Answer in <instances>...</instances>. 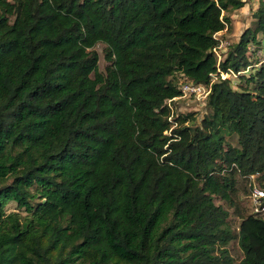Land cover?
<instances>
[{
	"label": "trees",
	"instance_id": "1",
	"mask_svg": "<svg viewBox=\"0 0 264 264\" xmlns=\"http://www.w3.org/2000/svg\"><path fill=\"white\" fill-rule=\"evenodd\" d=\"M246 3L0 0V264H264V218L216 202L264 178V0L215 52ZM230 71L169 120L180 78Z\"/></svg>",
	"mask_w": 264,
	"mask_h": 264
},
{
	"label": "rangeland",
	"instance_id": "2",
	"mask_svg": "<svg viewBox=\"0 0 264 264\" xmlns=\"http://www.w3.org/2000/svg\"><path fill=\"white\" fill-rule=\"evenodd\" d=\"M260 0H247V3L244 7L229 11L228 15L232 17V29L226 31H222L219 33L221 37V41H223L224 45L219 52H222L221 59L224 58L230 44L237 42L239 37L244 32V30L248 27H254L255 18L253 16V12L257 10L259 6ZM259 38L262 39V36L259 35ZM105 45L100 43L94 49L98 52L100 60H99V68L101 71L106 69L108 65V61L105 58L104 52ZM254 49H257L254 52H249L251 54V58L254 60H262L264 62V40L262 45L258 48L256 46ZM260 64H258L259 66ZM258 68V67H255ZM249 70V69H248ZM246 71L245 74H250L252 68L249 71ZM254 71V69L252 70ZM248 76V75H247ZM232 84L234 87H238L239 84H246V79L241 77L230 76ZM184 81V78L179 79V85ZM175 111L177 114L184 113L187 114L189 112H194L196 117L195 123H200L204 114L207 112L206 108V100H199L194 95H188L184 99H180L175 103ZM233 144H236V137L233 138ZM237 193L234 198L235 206L231 207L229 203H226L222 199H216L218 204H223L231 213L229 217V222L232 229L237 230L241 221L240 213L249 214V213H259L261 217L264 218V211L256 212L254 207V196L253 191L255 188H260L264 190V178H261V174L257 173L250 176H241L237 175ZM262 201V200H261ZM263 204V202H262ZM8 210H15L16 203L10 202L7 205ZM229 249L231 251L232 256L235 258L236 262H239L240 259L243 258V251L241 250L238 242L236 240L231 241L229 244Z\"/></svg>",
	"mask_w": 264,
	"mask_h": 264
},
{
	"label": "built area",
	"instance_id": "3",
	"mask_svg": "<svg viewBox=\"0 0 264 264\" xmlns=\"http://www.w3.org/2000/svg\"><path fill=\"white\" fill-rule=\"evenodd\" d=\"M223 45H224V43H223V41H221L219 46L217 48H215V52H216L219 60H221V55H222V52H219V51L222 49ZM262 62L263 61H261L260 64ZM231 75L236 76V77L239 76V74H237L236 72H233V71L221 72L220 75L212 74V80H211L210 85H206L203 83H194L193 81L184 80L180 86V89L182 91V95L168 100V104L171 108V115L169 117V120H172L174 115L176 114L174 102H177L180 99H184L188 95H194L199 100H204V99L206 100V98L208 97V94L211 91V84L214 81L218 80L219 78H222V79L230 78ZM175 126H176V124H175V122H173L172 128ZM172 128L169 131H166V133H170ZM253 196H254V200H255L254 201L255 211L256 212L264 211V206L262 205V201H261L262 198L264 197V190H262L260 188H255L253 191Z\"/></svg>",
	"mask_w": 264,
	"mask_h": 264
}]
</instances>
